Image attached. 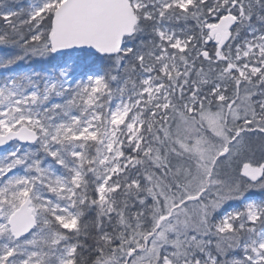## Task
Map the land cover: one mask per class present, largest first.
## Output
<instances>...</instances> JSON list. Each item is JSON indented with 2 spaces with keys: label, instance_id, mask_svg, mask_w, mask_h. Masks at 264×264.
Instances as JSON below:
<instances>
[{
  "label": "snow or ice",
  "instance_id": "snow-or-ice-1",
  "mask_svg": "<svg viewBox=\"0 0 264 264\" xmlns=\"http://www.w3.org/2000/svg\"><path fill=\"white\" fill-rule=\"evenodd\" d=\"M0 264H264V0H0Z\"/></svg>",
  "mask_w": 264,
  "mask_h": 264
},
{
  "label": "rangeland",
  "instance_id": "rangeland-1",
  "mask_svg": "<svg viewBox=\"0 0 264 264\" xmlns=\"http://www.w3.org/2000/svg\"><path fill=\"white\" fill-rule=\"evenodd\" d=\"M25 2L27 3V0H25ZM0 74H2V70H0Z\"/></svg>",
  "mask_w": 264,
  "mask_h": 264
},
{
  "label": "trees",
  "instance_id": "trees-1",
  "mask_svg": "<svg viewBox=\"0 0 264 264\" xmlns=\"http://www.w3.org/2000/svg\"><path fill=\"white\" fill-rule=\"evenodd\" d=\"M18 2H20V0H18ZM23 3H25V4H26L25 0H23Z\"/></svg>",
  "mask_w": 264,
  "mask_h": 264
}]
</instances>
